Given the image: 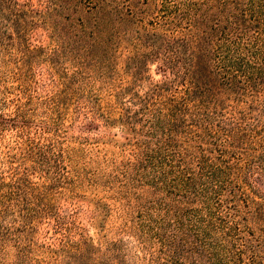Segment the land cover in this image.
Here are the masks:
<instances>
[{
  "label": "trees",
  "instance_id": "trees-1",
  "mask_svg": "<svg viewBox=\"0 0 264 264\" xmlns=\"http://www.w3.org/2000/svg\"><path fill=\"white\" fill-rule=\"evenodd\" d=\"M0 19L24 36L46 26L58 55L66 26L87 43L74 78L98 74L113 96L127 85L114 88L118 51H129L141 92L120 115L131 152L170 195L178 255L264 264V0H0ZM130 35L135 50L124 44ZM153 59L160 79L144 75ZM18 198L0 195V219Z\"/></svg>",
  "mask_w": 264,
  "mask_h": 264
},
{
  "label": "rangeland",
  "instance_id": "rangeland-1",
  "mask_svg": "<svg viewBox=\"0 0 264 264\" xmlns=\"http://www.w3.org/2000/svg\"><path fill=\"white\" fill-rule=\"evenodd\" d=\"M9 20L0 19V195L19 198L0 219V264H190L165 220L170 195L131 152L120 115L141 92L129 51H118L114 88L127 85L113 96L98 74L74 78L87 43L66 26L58 55L46 26L24 36ZM131 35L124 44L135 50ZM153 60L144 75L160 79Z\"/></svg>",
  "mask_w": 264,
  "mask_h": 264
}]
</instances>
